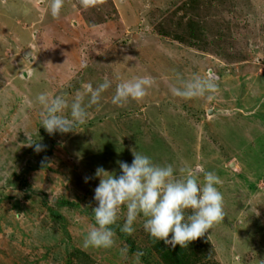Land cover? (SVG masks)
I'll use <instances>...</instances> for the list:
<instances>
[{"label": "rangeland", "instance_id": "obj_1", "mask_svg": "<svg viewBox=\"0 0 264 264\" xmlns=\"http://www.w3.org/2000/svg\"><path fill=\"white\" fill-rule=\"evenodd\" d=\"M49 3L0 0V264H132L137 252L163 264L143 217L132 235L120 231L126 209L112 248L82 246L99 184L84 178L100 166L119 174L133 150L221 178L225 216L187 245L193 264H264V0H65L59 18ZM177 75L211 78L217 91L174 97ZM134 76L155 84L140 101L112 104ZM105 78L111 88L75 131L41 126L36 96L70 103ZM38 140L39 153L29 146Z\"/></svg>", "mask_w": 264, "mask_h": 264}, {"label": "clouds", "instance_id": "obj_2", "mask_svg": "<svg viewBox=\"0 0 264 264\" xmlns=\"http://www.w3.org/2000/svg\"><path fill=\"white\" fill-rule=\"evenodd\" d=\"M82 3L86 4L87 0ZM64 7L65 0H50L48 5L53 18H59ZM154 84L155 79L151 76L123 80L116 85L111 102L123 106L130 100L140 101ZM111 86L112 81L108 78L95 88L88 84L84 93H78L70 103L64 95L40 93L35 99L43 109L41 126L50 135L75 131L88 119V109L97 105ZM217 87L211 78L197 75L184 80L177 75V84L170 87V92L174 97L189 100L215 93ZM29 146H34L37 153L46 148L39 140ZM133 157L131 164L117 161L119 174L100 166L93 176L84 178L85 183L99 179L93 197L96 206L91 210L95 223L83 239L85 249H110L116 244L113 226L121 220L124 209L121 232L132 235L138 218L143 217L144 231L173 248L176 245L187 247L209 231L214 223L224 219V198L219 188L222 180L215 172L205 171L202 165L177 169L171 163H156L150 156L134 150ZM128 251L127 247H122L120 254L127 257ZM143 255V252L135 253L132 264H142Z\"/></svg>", "mask_w": 264, "mask_h": 264}, {"label": "trees", "instance_id": "obj_3", "mask_svg": "<svg viewBox=\"0 0 264 264\" xmlns=\"http://www.w3.org/2000/svg\"><path fill=\"white\" fill-rule=\"evenodd\" d=\"M187 27L190 32V35L192 36L195 33H198L196 31L200 32V28L198 27L197 22L191 19L187 20ZM150 240L153 243L152 247H153L154 253L158 256L159 260L163 264H193L192 260L194 258L197 260L196 255L194 253L190 255L187 252L186 247H181L180 245H176L174 248L173 247L170 248L167 245H165L163 241H158L152 237H150ZM194 242L196 241H191L188 244V248L189 246H192V245H193L192 247L194 248H197V246H199L197 243L195 244ZM189 250H192V249L190 248Z\"/></svg>", "mask_w": 264, "mask_h": 264}]
</instances>
